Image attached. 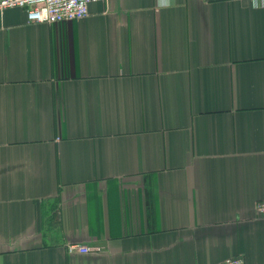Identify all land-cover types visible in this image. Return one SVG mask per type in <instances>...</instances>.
I'll return each instance as SVG.
<instances>
[{
    "label": "crops",
    "instance_id": "1",
    "mask_svg": "<svg viewBox=\"0 0 264 264\" xmlns=\"http://www.w3.org/2000/svg\"><path fill=\"white\" fill-rule=\"evenodd\" d=\"M261 200L259 3L0 15V264H264Z\"/></svg>",
    "mask_w": 264,
    "mask_h": 264
},
{
    "label": "built area",
    "instance_id": "2",
    "mask_svg": "<svg viewBox=\"0 0 264 264\" xmlns=\"http://www.w3.org/2000/svg\"><path fill=\"white\" fill-rule=\"evenodd\" d=\"M264 7V0H251ZM104 3L106 0H0V15L10 9L25 11L27 22L30 24H60L64 22L79 21L88 16L91 4ZM255 211L258 216L264 217V200L256 203ZM68 252L88 254L89 248L70 246ZM219 264H245L239 257L225 260Z\"/></svg>",
    "mask_w": 264,
    "mask_h": 264
}]
</instances>
